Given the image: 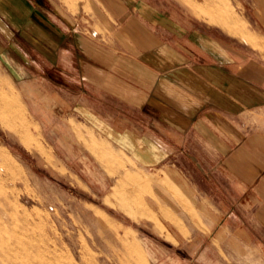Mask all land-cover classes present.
I'll use <instances>...</instances> for the list:
<instances>
[{
	"label": "rangeland",
	"instance_id": "374dc122",
	"mask_svg": "<svg viewBox=\"0 0 264 264\" xmlns=\"http://www.w3.org/2000/svg\"><path fill=\"white\" fill-rule=\"evenodd\" d=\"M56 1L94 45L115 43L110 7L137 1L261 48L253 8L264 4L251 0ZM77 91L51 67L15 77L0 63V264H264V195L241 192L235 211H220L229 205L218 194L223 180L197 181L180 149L119 147L78 113ZM92 105L109 127L148 137L147 115L113 100ZM133 120L144 130L133 131Z\"/></svg>",
	"mask_w": 264,
	"mask_h": 264
},
{
	"label": "crops",
	"instance_id": "0c3cea01",
	"mask_svg": "<svg viewBox=\"0 0 264 264\" xmlns=\"http://www.w3.org/2000/svg\"><path fill=\"white\" fill-rule=\"evenodd\" d=\"M117 7H110L119 26L107 27L115 37L109 47L78 32L77 15L56 0H0V63L15 77L51 67L61 84L79 89L78 113L119 147L180 149L187 172L196 164L197 181H224L218 194L229 205L220 211H235L241 192L264 195V6L253 8L255 51L219 28L176 24L146 3ZM98 98L147 115L148 137L109 127L107 113L92 105Z\"/></svg>",
	"mask_w": 264,
	"mask_h": 264
},
{
	"label": "bare ground",
	"instance_id": "6f19581e",
	"mask_svg": "<svg viewBox=\"0 0 264 264\" xmlns=\"http://www.w3.org/2000/svg\"><path fill=\"white\" fill-rule=\"evenodd\" d=\"M2 93V92H1ZM1 100V99H0ZM9 99L8 98H4V100H3V104H4V106L5 107H9L10 106V104H12L11 102H9L8 101ZM2 101V100H1ZM15 246V245H14ZM21 250V249H20ZM54 251V250H53ZM18 252H19V250H18ZM23 252V251H22ZM25 252V251H24ZM24 252H23V254H24ZM53 254H54V252H53ZM18 255V254H17ZM13 256V255H12ZM16 256V255H15ZM17 257V256H16ZM48 261H50V260H48ZM48 261H45V262H48ZM44 262V263H45ZM53 262V261H52ZM42 264V263H41ZM48 264V263H47ZM56 264V263H55Z\"/></svg>",
	"mask_w": 264,
	"mask_h": 264
}]
</instances>
